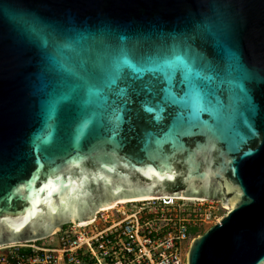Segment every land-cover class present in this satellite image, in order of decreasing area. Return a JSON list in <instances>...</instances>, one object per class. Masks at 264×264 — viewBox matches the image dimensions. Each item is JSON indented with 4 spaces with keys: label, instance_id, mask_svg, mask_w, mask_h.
<instances>
[{
    "label": "water",
    "instance_id": "95a60500",
    "mask_svg": "<svg viewBox=\"0 0 264 264\" xmlns=\"http://www.w3.org/2000/svg\"><path fill=\"white\" fill-rule=\"evenodd\" d=\"M71 41L102 80L53 59ZM166 194L230 206L188 264L264 262V0H0V243Z\"/></svg>",
    "mask_w": 264,
    "mask_h": 264
},
{
    "label": "built area",
    "instance_id": "2783aa9c",
    "mask_svg": "<svg viewBox=\"0 0 264 264\" xmlns=\"http://www.w3.org/2000/svg\"><path fill=\"white\" fill-rule=\"evenodd\" d=\"M227 210L196 196L127 201L40 237L0 243V264H188L193 238Z\"/></svg>",
    "mask_w": 264,
    "mask_h": 264
},
{
    "label": "snow or ice",
    "instance_id": "6c2138e0",
    "mask_svg": "<svg viewBox=\"0 0 264 264\" xmlns=\"http://www.w3.org/2000/svg\"><path fill=\"white\" fill-rule=\"evenodd\" d=\"M52 49L53 59L60 63L62 67L72 65V68H68V71L72 72V75L79 76L80 72L75 71V68H79L84 73V79L100 81L106 72L105 67H100L99 70L95 66L89 68L86 67L82 61L76 62L74 57L80 56V42L71 41L63 45L56 44L53 42L50 45ZM168 66L174 70L179 69L182 73V79L180 83L186 84L188 89L194 94L199 96L206 89V80H210L204 74V70L198 66L197 60L187 57L184 54L176 53L171 60L167 61ZM155 71V69H152ZM174 73H169V79L172 78Z\"/></svg>",
    "mask_w": 264,
    "mask_h": 264
},
{
    "label": "bare ground",
    "instance_id": "6f19581e",
    "mask_svg": "<svg viewBox=\"0 0 264 264\" xmlns=\"http://www.w3.org/2000/svg\"><path fill=\"white\" fill-rule=\"evenodd\" d=\"M144 197H150V195L149 196H134V197L118 198V199H115L112 203L107 204V205H103V206H101L99 208L102 209V210H105V209L113 208V207H115V206H117L119 204H122L124 202L133 201V200L141 199V198H144ZM225 207L227 209H230L229 205H225ZM261 264H264V262L261 263Z\"/></svg>",
    "mask_w": 264,
    "mask_h": 264
},
{
    "label": "rangeland",
    "instance_id": "374dc122",
    "mask_svg": "<svg viewBox=\"0 0 264 264\" xmlns=\"http://www.w3.org/2000/svg\"><path fill=\"white\" fill-rule=\"evenodd\" d=\"M208 227H210V226H208ZM208 227H207V228H208ZM207 228H206V229H207ZM206 229H205V230H206ZM205 230H203V232H204Z\"/></svg>",
    "mask_w": 264,
    "mask_h": 264
},
{
    "label": "trees",
    "instance_id": "16d2710c",
    "mask_svg": "<svg viewBox=\"0 0 264 264\" xmlns=\"http://www.w3.org/2000/svg\"><path fill=\"white\" fill-rule=\"evenodd\" d=\"M203 232V231H202Z\"/></svg>",
    "mask_w": 264,
    "mask_h": 264
}]
</instances>
